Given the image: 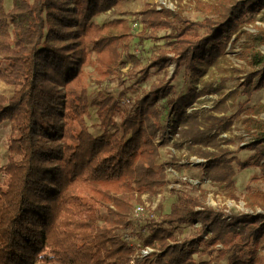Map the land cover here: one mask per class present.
I'll use <instances>...</instances> for the list:
<instances>
[{
    "label": "trees",
    "instance_id": "1",
    "mask_svg": "<svg viewBox=\"0 0 264 264\" xmlns=\"http://www.w3.org/2000/svg\"><path fill=\"white\" fill-rule=\"evenodd\" d=\"M4 2L0 0V81L13 93L0 95V124L9 122L11 129L0 188V264H128L134 250L124 234L137 224L133 207L165 185L169 163L159 162V150L166 143L154 141L165 135L164 122L172 112L174 147L204 159L202 169L211 181L230 186L234 166H254L264 181V104L243 112L244 130L256 132L244 146L254 155L243 163L224 147L232 139L222 137L232 131L233 121L226 115L231 94L210 109L189 113L199 97L219 89L207 85L171 98L180 69L186 79L199 81L225 57L245 18L259 13L264 0H213L201 21L164 6L141 10L139 42L164 41V48L140 68L136 82H145L151 68H174L129 110L109 95L89 102L81 78L91 63L118 80L134 77V56H127L131 68L123 70L122 52L135 37L125 20L93 22L119 0H11L8 12ZM157 31L169 33L156 36ZM257 32L264 45V26ZM249 64L253 71L240 83L247 99L264 86V55L251 53ZM89 107L96 109L97 136L85 124ZM258 199L264 209V195ZM159 211L158 222L144 224L148 235L141 244L156 252L141 264H220L226 255L227 264L261 263L255 252L264 242L263 213L227 216L207 206L203 195L188 194H178ZM180 227L193 229L188 240L177 238ZM202 254L209 260L195 258Z\"/></svg>",
    "mask_w": 264,
    "mask_h": 264
},
{
    "label": "rangeland",
    "instance_id": "2",
    "mask_svg": "<svg viewBox=\"0 0 264 264\" xmlns=\"http://www.w3.org/2000/svg\"><path fill=\"white\" fill-rule=\"evenodd\" d=\"M213 0H119L118 4L110 11L101 14L93 19V22L104 25L115 19H123L130 31V34L135 36L129 43V49L122 52V59L127 62L124 71L131 68V63L127 56H134L135 62L132 66L134 77L130 78L128 74L120 76L118 80L116 75H106L105 71L97 66L95 63L84 67L81 74L82 86L86 90L88 101L97 99L99 95H109L114 97L119 104L126 110H129L133 103L140 98V96L147 92L152 83H156L163 78H169L174 68L170 64L166 69L157 71L155 68L149 69V76L146 81L137 83V75L140 68L149 64L152 57L160 48H164L163 42H154L152 40H144L139 42L138 34L143 30V25L140 21L139 12L146 6H155L160 9V6L172 11H180L182 16L190 21H201L208 13V4ZM11 0H5L4 9L8 12L11 9ZM264 26V8L257 14L248 15L237 34L238 39L226 50L224 58L208 69L207 73L197 82H191L184 76L183 69H180L178 75L172 81L173 92L171 98H179L191 89L196 91L201 90L204 86L212 85V89H219L216 93H207L199 97L187 109V112L199 109H210L214 104L220 101L228 94L230 97L226 100L229 107L226 115L233 121L232 131L223 134L222 137H230L232 142L225 144L224 147L234 152V156L241 162L246 163L250 161L254 155V151L244 148L245 145L252 142L255 138L254 131L247 133L242 125L241 119L243 112L248 107H254L264 104V86L254 92L249 99L240 94L242 87L240 83L243 76L253 71L249 64L250 54L256 51L264 55V45L258 39L257 28ZM201 32V31H200ZM199 32V33H200ZM149 33V31H147ZM166 33H169L166 32ZM165 31H157L156 36H163ZM235 34L234 36H236ZM257 67L255 70H259ZM122 71V72H124ZM256 80V79H255ZM254 80V81H255ZM13 93V88L0 81V95L10 97ZM241 105L243 107L241 108ZM174 113H170L164 124H171ZM264 120V113L260 116ZM119 120V118H118ZM85 124L89 132L94 136L101 133L98 127V120L96 116V109L89 107V116L85 118ZM170 131V128H169ZM10 123L3 122L0 124V188L4 187L5 176L2 168L6 165L9 155L10 142ZM161 138V139H160ZM157 137L156 141H165L159 150V162L169 163L165 167L172 166L175 168L177 175H168L164 171L165 185L160 190L151 195H143L142 203L136 204L134 207L142 206L144 211L135 218L137 224L126 231L131 241L143 244L144 238L148 235V230L145 228L147 221H159L160 207L170 204L178 194H188L193 197L201 198L202 195L205 204L211 208L221 210L224 214L241 215V214H264V209L259 207L261 200L258 199L260 194L264 195V181L260 178V171L254 166H249L245 169H240L234 166V175L231 179V185H223L211 181L207 175L204 174L202 168L205 160L197 156H187L184 149L178 151L174 147V142L177 140L176 136H171L168 140L164 136ZM158 143V142H156ZM181 176L201 177L209 180L203 185L197 184L193 186L187 182L179 181ZM199 179V178H198ZM133 207V209H134ZM133 212V210H132ZM133 218V214L131 213ZM141 227L143 230H141ZM133 230V232L131 231ZM177 231V230H176ZM193 229L189 227H180L177 238L180 241L188 240L187 236L192 234ZM171 244V243H170ZM221 248L220 245L217 246ZM152 254L156 252L155 247L150 246ZM198 261H207L210 256L199 255L195 256ZM255 258L264 264V242L255 252ZM220 264H227V255L221 259Z\"/></svg>",
    "mask_w": 264,
    "mask_h": 264
},
{
    "label": "built area",
    "instance_id": "3",
    "mask_svg": "<svg viewBox=\"0 0 264 264\" xmlns=\"http://www.w3.org/2000/svg\"><path fill=\"white\" fill-rule=\"evenodd\" d=\"M169 128H170V124H166V131H165L164 138H166V139L168 138V140L170 138ZM156 142H159V141H156ZM174 169L175 168H173L172 166H169V167H166L164 169V171L168 175H177V173ZM198 178L197 177H190V176H181L178 178V180L182 181V182H187L193 186H197V184L203 185V184H205V182H207V184L209 183V180H207L206 178H201V177H198ZM143 211H144V209L142 206L134 207L133 212H132L134 220H136L135 218L138 216V214L142 213ZM124 239L128 242V247H130L134 250V255L132 256V258L128 262V264H141L146 259H149L151 257L152 249H150V247L143 246L140 243H136L134 241H131L129 238V235L126 233L124 234Z\"/></svg>",
    "mask_w": 264,
    "mask_h": 264
}]
</instances>
